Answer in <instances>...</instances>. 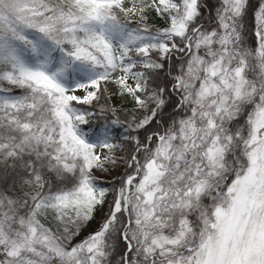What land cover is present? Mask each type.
<instances>
[{
    "label": "snow or ice",
    "instance_id": "snow-or-ice-1",
    "mask_svg": "<svg viewBox=\"0 0 264 264\" xmlns=\"http://www.w3.org/2000/svg\"><path fill=\"white\" fill-rule=\"evenodd\" d=\"M0 264H264V0H0Z\"/></svg>",
    "mask_w": 264,
    "mask_h": 264
}]
</instances>
